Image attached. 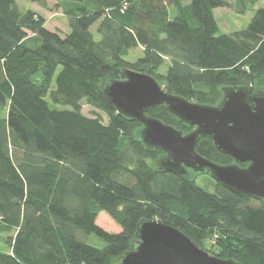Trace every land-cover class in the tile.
Returning a JSON list of instances; mask_svg holds the SVG:
<instances>
[{"label":"trees","instance_id":"16d2710c","mask_svg":"<svg viewBox=\"0 0 264 264\" xmlns=\"http://www.w3.org/2000/svg\"><path fill=\"white\" fill-rule=\"evenodd\" d=\"M255 1L57 0L70 26L60 34L37 11L0 0V235L8 246L0 264H116L138 239L141 219L179 228L210 254L264 264V200L215 180L207 190L192 170H159L165 151L145 147L141 124L103 93L124 68L203 104H218L227 86L264 90V7L231 33L220 32L214 14L244 13ZM137 46L144 55L128 61ZM48 96L66 107H52ZM147 114L183 133L194 128L165 105ZM195 148L220 164L235 161L209 137ZM106 216L119 227L106 229ZM93 233L104 247L85 241Z\"/></svg>","mask_w":264,"mask_h":264},{"label":"water","instance_id":"95a60500","mask_svg":"<svg viewBox=\"0 0 264 264\" xmlns=\"http://www.w3.org/2000/svg\"><path fill=\"white\" fill-rule=\"evenodd\" d=\"M124 78L110 80L103 93L116 110L138 121V138L147 148L161 147L156 161L162 171L176 174L208 172L239 196L264 200V90L254 86H227L218 104H203L170 93L152 75L124 68ZM158 105L194 128L183 133L147 112ZM230 154V164L214 162L196 150L202 137ZM248 162L246 166L240 163ZM131 248L116 264H241L199 247L179 228L158 219H141Z\"/></svg>","mask_w":264,"mask_h":264},{"label":"rangeland","instance_id":"374dc122","mask_svg":"<svg viewBox=\"0 0 264 264\" xmlns=\"http://www.w3.org/2000/svg\"><path fill=\"white\" fill-rule=\"evenodd\" d=\"M17 5L22 11H26L29 8L37 11L38 13L42 14L46 18V27L53 31H58L60 34H66L70 31L69 21L67 16L63 13L61 8L56 7L57 0H48V6L43 7L36 2H32L31 0H15ZM264 7V0H256L252 3H247V9L244 13H239L235 9L228 8V7H217L214 9L215 17L218 21L220 32L221 33H231L237 30H242L248 26L250 21L252 20L253 16L255 15L257 9ZM96 25L92 27V30L95 33V38L99 39V34L96 33ZM144 55V48L142 46H137L131 48L129 52L125 55V58L128 61L135 62L138 58ZM168 68V63L163 65L160 69L161 72H166ZM55 88V81L52 83V87ZM47 99L50 101L52 107L56 108H65L66 106L60 104H54L51 102L49 96ZM91 107L87 104L84 105V112L88 115H91ZM214 179L209 173H201L196 177V183L199 186L207 190L214 189ZM101 216L108 215L105 211L100 213ZM99 220H102V225L106 227L108 230H113L114 223L115 226L119 227V225L109 218V217H100ZM6 236V235H5ZM4 235H0V250L6 251L8 250V246L6 242L2 240ZM85 241L88 243L95 245L97 247H104L105 241L97 236L96 234H90L85 237ZM209 246V244H207Z\"/></svg>","mask_w":264,"mask_h":264}]
</instances>
